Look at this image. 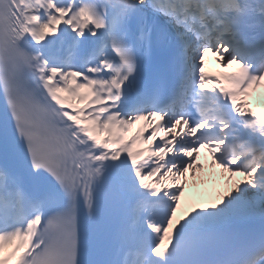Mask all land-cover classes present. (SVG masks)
Instances as JSON below:
<instances>
[{"label":"snow or ice","instance_id":"snow-or-ice-1","mask_svg":"<svg viewBox=\"0 0 264 264\" xmlns=\"http://www.w3.org/2000/svg\"><path fill=\"white\" fill-rule=\"evenodd\" d=\"M262 86L264 0H0V264H264Z\"/></svg>","mask_w":264,"mask_h":264},{"label":"bare ground","instance_id":"bare-ground-1","mask_svg":"<svg viewBox=\"0 0 264 264\" xmlns=\"http://www.w3.org/2000/svg\"><path fill=\"white\" fill-rule=\"evenodd\" d=\"M210 172H211L210 167L208 165H205V171L203 173L198 172L197 173V179L195 181H197V180L200 181V179L202 180L205 176L209 178V173ZM223 177H224V181H226V179H227L226 175H223ZM212 179H214V177ZM223 186H224V183H223ZM213 197H214V199L216 198V194L215 193L213 194Z\"/></svg>","mask_w":264,"mask_h":264}]
</instances>
